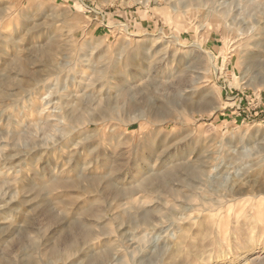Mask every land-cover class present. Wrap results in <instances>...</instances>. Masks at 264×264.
Returning <instances> with one entry per match:
<instances>
[{"label":"rangeland","instance_id":"1","mask_svg":"<svg viewBox=\"0 0 264 264\" xmlns=\"http://www.w3.org/2000/svg\"><path fill=\"white\" fill-rule=\"evenodd\" d=\"M263 56L264 0H0V264H264Z\"/></svg>","mask_w":264,"mask_h":264},{"label":"bare ground","instance_id":"2","mask_svg":"<svg viewBox=\"0 0 264 264\" xmlns=\"http://www.w3.org/2000/svg\"><path fill=\"white\" fill-rule=\"evenodd\" d=\"M261 54V53H260ZM260 56V55H259ZM264 57V56H263ZM211 58H214L213 56ZM261 59V58H260ZM213 60V59H212ZM252 63L255 65V66H261V68L264 70V61L263 62H260L256 59H252ZM256 69V68H255ZM258 69V68H257Z\"/></svg>","mask_w":264,"mask_h":264}]
</instances>
